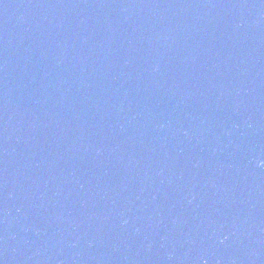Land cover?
Here are the masks:
<instances>
[{
  "label": "water",
  "instance_id": "obj_1",
  "mask_svg": "<svg viewBox=\"0 0 264 264\" xmlns=\"http://www.w3.org/2000/svg\"><path fill=\"white\" fill-rule=\"evenodd\" d=\"M0 264H264V0H0Z\"/></svg>",
  "mask_w": 264,
  "mask_h": 264
}]
</instances>
